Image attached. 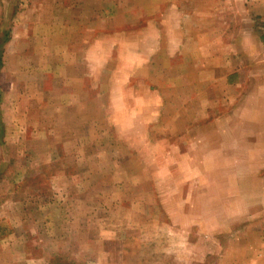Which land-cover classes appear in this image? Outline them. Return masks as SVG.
<instances>
[{"label": "rangeland", "instance_id": "obj_1", "mask_svg": "<svg viewBox=\"0 0 264 264\" xmlns=\"http://www.w3.org/2000/svg\"><path fill=\"white\" fill-rule=\"evenodd\" d=\"M0 264H264L249 0H0Z\"/></svg>", "mask_w": 264, "mask_h": 264}, {"label": "crops", "instance_id": "obj_2", "mask_svg": "<svg viewBox=\"0 0 264 264\" xmlns=\"http://www.w3.org/2000/svg\"><path fill=\"white\" fill-rule=\"evenodd\" d=\"M252 10L264 17V0H249Z\"/></svg>", "mask_w": 264, "mask_h": 264}]
</instances>
